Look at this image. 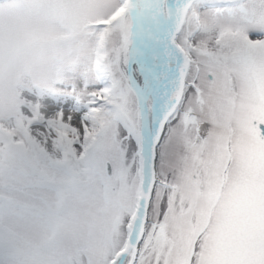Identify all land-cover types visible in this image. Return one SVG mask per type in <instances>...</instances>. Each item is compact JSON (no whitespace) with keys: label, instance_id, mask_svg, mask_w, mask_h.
<instances>
[{"label":"snow or ice","instance_id":"6c2138e0","mask_svg":"<svg viewBox=\"0 0 264 264\" xmlns=\"http://www.w3.org/2000/svg\"><path fill=\"white\" fill-rule=\"evenodd\" d=\"M0 264H264V0H0Z\"/></svg>","mask_w":264,"mask_h":264}]
</instances>
